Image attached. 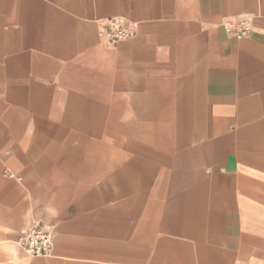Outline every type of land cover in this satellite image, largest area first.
Segmentation results:
<instances>
[{"label":"crops","instance_id":"obj_1","mask_svg":"<svg viewBox=\"0 0 264 264\" xmlns=\"http://www.w3.org/2000/svg\"><path fill=\"white\" fill-rule=\"evenodd\" d=\"M0 264H264V0H0Z\"/></svg>","mask_w":264,"mask_h":264},{"label":"built area","instance_id":"obj_2","mask_svg":"<svg viewBox=\"0 0 264 264\" xmlns=\"http://www.w3.org/2000/svg\"><path fill=\"white\" fill-rule=\"evenodd\" d=\"M231 26V31L238 36L246 35L250 31L248 19H239L231 23ZM136 32L135 25L121 18H113L102 28L101 35L108 44L114 45L120 40L134 36ZM17 243L30 256L47 255L53 249L54 232L47 225L36 221L20 230Z\"/></svg>","mask_w":264,"mask_h":264}]
</instances>
